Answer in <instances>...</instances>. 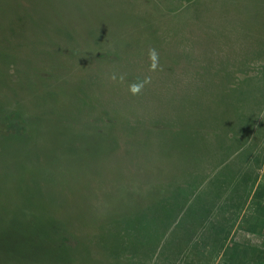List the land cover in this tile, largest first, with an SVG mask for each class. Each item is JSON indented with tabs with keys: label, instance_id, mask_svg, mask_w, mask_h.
<instances>
[{
	"label": "rangeland",
	"instance_id": "obj_1",
	"mask_svg": "<svg viewBox=\"0 0 264 264\" xmlns=\"http://www.w3.org/2000/svg\"><path fill=\"white\" fill-rule=\"evenodd\" d=\"M261 186L264 0H0V264H264Z\"/></svg>",
	"mask_w": 264,
	"mask_h": 264
},
{
	"label": "clouds",
	"instance_id": "obj_2",
	"mask_svg": "<svg viewBox=\"0 0 264 264\" xmlns=\"http://www.w3.org/2000/svg\"><path fill=\"white\" fill-rule=\"evenodd\" d=\"M158 52L155 49H150L149 50V58L152 61L151 64V69L155 70L158 66ZM147 81H145L146 83ZM143 87V83H138V84H133L130 86V91L135 95L138 94L141 90V88Z\"/></svg>",
	"mask_w": 264,
	"mask_h": 264
},
{
	"label": "trees",
	"instance_id": "obj_3",
	"mask_svg": "<svg viewBox=\"0 0 264 264\" xmlns=\"http://www.w3.org/2000/svg\"><path fill=\"white\" fill-rule=\"evenodd\" d=\"M257 196H262L263 197V202H264V187H260V190L256 191ZM259 212H263V210H259ZM255 222L257 221V224L255 222L252 223L251 226L246 227L248 231L255 232V233H260V228H264V222H261V220H254Z\"/></svg>",
	"mask_w": 264,
	"mask_h": 264
}]
</instances>
